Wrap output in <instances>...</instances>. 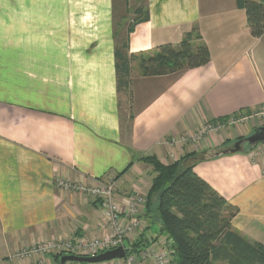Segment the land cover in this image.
Masks as SVG:
<instances>
[{
    "label": "crops",
    "instance_id": "crops-1",
    "mask_svg": "<svg viewBox=\"0 0 264 264\" xmlns=\"http://www.w3.org/2000/svg\"><path fill=\"white\" fill-rule=\"evenodd\" d=\"M194 28L209 64L143 75V58L178 46ZM123 45L129 62L118 71ZM263 107L264 35H252L238 0H0V264H57L55 254L24 261L16 254L111 234L102 203L62 190L60 181L114 182L127 224L125 210L137 195L148 200L155 177L144 157L168 165L227 150L264 126L206 134L174 149V160L164 141ZM194 171L239 209L234 230L264 245V143H244ZM155 206L142 210L144 229L125 247L166 243L148 213Z\"/></svg>",
    "mask_w": 264,
    "mask_h": 264
},
{
    "label": "trees",
    "instance_id": "trees-1",
    "mask_svg": "<svg viewBox=\"0 0 264 264\" xmlns=\"http://www.w3.org/2000/svg\"><path fill=\"white\" fill-rule=\"evenodd\" d=\"M238 7L247 13L252 35L262 37L264 0H238ZM201 39L194 28L178 46H161L142 59L143 75L166 76L206 66L211 56L208 47L198 43ZM126 48L123 45L122 52L116 49L118 71L121 63L125 68L129 62L123 53ZM123 85L120 77L119 89ZM202 157L189 153L168 165L155 156L142 159L155 172L147 207L153 208L155 203L156 206L148 213L152 214L153 223L160 224L157 232L167 238L172 264H264V245L250 242L233 228L232 221L239 209L195 173L196 164L204 160ZM148 246L146 239H140L126 248L138 254ZM62 256H56L57 264Z\"/></svg>",
    "mask_w": 264,
    "mask_h": 264
},
{
    "label": "built area",
    "instance_id": "built-area-1",
    "mask_svg": "<svg viewBox=\"0 0 264 264\" xmlns=\"http://www.w3.org/2000/svg\"><path fill=\"white\" fill-rule=\"evenodd\" d=\"M242 112L230 116L227 126L241 123L244 119L238 115ZM226 125L218 121L210 122L202 131L196 135H183L169 137L164 142L171 149V158L174 160L177 147H183L190 143H196L204 135L218 132L225 129ZM58 186L65 191L79 192L90 195L94 201L102 203L104 222L111 227V234L104 238L81 239L73 241H50L34 246L32 249H26L17 252L16 257L24 261L32 255H75L93 257L104 252L114 250L119 247H125V241L132 233H139L144 229V224L140 218L142 210L147 205V197L137 195L132 200L128 209L125 210L130 219L127 224L121 221L122 210L116 200V185L114 182H104L97 180L95 185L88 186L76 183L60 181ZM172 251L168 243L161 244L160 248L147 247L138 254L128 253L126 258L101 264H172ZM42 263V262H40ZM24 264V263H22Z\"/></svg>",
    "mask_w": 264,
    "mask_h": 264
},
{
    "label": "water",
    "instance_id": "water-1",
    "mask_svg": "<svg viewBox=\"0 0 264 264\" xmlns=\"http://www.w3.org/2000/svg\"><path fill=\"white\" fill-rule=\"evenodd\" d=\"M244 143L256 146L257 144L264 143V127L260 128L255 132L254 135L248 137L244 141L237 142L233 147L221 152L210 151L206 153L202 158L204 160H210L219 156H223L230 153L240 152L243 149ZM130 252L129 248L119 247L114 250H110L93 257L87 256H75V255H64L60 259V264H101L115 260H121L126 258Z\"/></svg>",
    "mask_w": 264,
    "mask_h": 264
},
{
    "label": "rangeland",
    "instance_id": "rangeland-1",
    "mask_svg": "<svg viewBox=\"0 0 264 264\" xmlns=\"http://www.w3.org/2000/svg\"><path fill=\"white\" fill-rule=\"evenodd\" d=\"M239 118L244 119L241 123L227 126L229 123L230 118H226V120H219L218 122L221 124L226 125V128H234V127H239L243 126L245 124H248L252 121L256 122L258 127L264 126V107L254 111V112H242L241 114L238 115Z\"/></svg>",
    "mask_w": 264,
    "mask_h": 264
}]
</instances>
